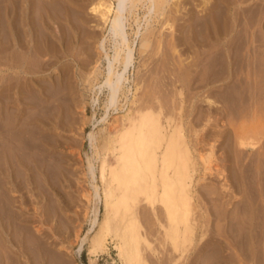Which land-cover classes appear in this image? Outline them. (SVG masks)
Here are the masks:
<instances>
[{
	"label": "rangeland",
	"instance_id": "374dc122",
	"mask_svg": "<svg viewBox=\"0 0 264 264\" xmlns=\"http://www.w3.org/2000/svg\"><path fill=\"white\" fill-rule=\"evenodd\" d=\"M25 1H27L25 4L31 9L39 5L42 7L45 4L51 10L52 17L55 16L56 18L61 15L59 17L61 19L57 17V20L54 19L52 21L54 23L50 24V32L53 34L56 31L54 35L57 33L55 35L57 36L56 42L58 40L61 41H59L60 43L57 42L59 45L56 42L54 44L58 49H61L64 45L67 49L73 48V50L68 52L70 55L65 56L66 59L59 53L60 58H58V61L52 58L51 55L49 57L47 55V57L45 55L35 56L33 57L35 62L33 61L32 63L34 73L29 74L30 77L29 75H21L23 78H14L13 81H11L13 78L8 77L7 79L6 77L3 82L4 84L0 82V104L2 105L0 106V110L2 111H0V121L3 122H0V125L7 124L0 128V136L4 137L6 135V129H8L9 125L13 124V121L17 123L15 124L17 126L15 130L17 131L14 130L15 132L13 131L12 136L10 135L9 137L13 140L16 136L13 143L20 148L19 152L23 154V161H25L23 164L27 165L25 169L15 167L11 172L13 173L14 183H17L15 192H11V189H9L10 185H3V189L7 187L5 190L0 188V212H2L0 216L4 217L8 213V195L12 193L13 200H15L14 209L18 211L17 213H21L19 215H21L23 224L30 226L29 228L27 225L26 227L23 225L26 229L20 230L22 236L28 235L26 237H29L31 234L36 235L35 230L33 231L35 229L34 226H38L36 219L42 216L44 221L42 231L49 237L48 242L58 243L69 248L68 251L64 249L59 250L57 255L61 254L59 256L66 258L68 260L67 264H89L87 252L89 240L93 236V233L98 230L99 223L102 221L104 215L103 203L100 197L96 199V202H98L97 212L96 216L93 217L94 201L92 199L89 202L91 197L86 199L84 198V194H82L88 192L92 198H95L96 194L95 183L88 174L89 162H94L97 167L98 146H100L101 140L107 135V130L113 127L112 123H114V120L121 117L130 106L132 95L131 93L126 94L127 99L121 96L116 106L107 109L105 105L107 90L102 89L101 92L93 90L91 92L90 82L85 81L89 77V69L94 67L98 57L103 55V50L98 48L99 40L104 36H108L109 28H107V24L105 26L101 24L102 26L98 28L96 22L98 19L90 11L91 6L100 0H77L80 7L68 3L69 0H63L65 2L58 0V4H66L64 6L68 5L67 8L71 10L81 11V13L79 11L76 15L74 14L75 18L72 16V13L70 14L72 17L68 14V17L73 18L75 22H73V19L72 22L69 21L70 19L66 20L67 22L62 21L65 20L62 19L63 10H57L52 6L54 5L52 2H57V0ZM28 1L33 5H28ZM104 1L112 3L114 10H116V0ZM204 1L170 0L169 3L171 5L167 6L165 14L159 18L154 16L147 28V33L148 31H152L151 34L148 33L152 37V41L149 40L151 42L146 50L139 47L141 39L139 36L135 38L134 35V32L137 30L136 23L134 22L135 17H138L139 20L142 19L141 25L143 31L141 30V33L146 28L145 19L142 18L146 13V3H143L141 0L138 6L133 9V13H126L128 39L130 41L136 40L133 65L126 74L129 77L127 87L129 86L132 90L136 83L140 82L141 88L136 97L141 99L146 105L151 103L156 108L159 105L163 106L164 116L172 114L178 119L179 109L183 106L181 121L184 124L187 140L196 161L191 205L192 219L195 221L196 229L195 241L188 252V261H181V263L264 264V0H207V4L209 3L207 6L204 4ZM45 2L50 5H46ZM25 4L22 3L23 7ZM73 7H77L78 9H74ZM42 8L40 9L41 12ZM34 10L36 12L38 8H34ZM33 12L30 10L33 33H36L37 39L39 36V41L41 42L44 38V31L41 32L43 28L40 25L42 24V20H37L39 19V15H37L39 12L37 14L34 13L36 14L35 16ZM56 12L59 13L56 14ZM93 15L96 19H92ZM76 16L80 17L81 23L78 22L79 20H77L78 17ZM211 17L213 18L211 19ZM55 20L59 23H56ZM68 22L71 23V26L73 25V28L77 31L74 33L77 35L72 32L74 29L72 30L71 26V28H66ZM38 25L41 26L39 30ZM51 25H53V28ZM169 25L172 26L170 27ZM56 27L65 34L57 31ZM68 31L74 34L77 39H74ZM90 32H92L93 38L85 36L87 34L90 35ZM60 33L64 36L61 37ZM66 34L69 35L67 36ZM69 39L73 43L75 42V46L73 43L70 45ZM106 48L108 52L111 51L108 50L110 43L107 42ZM110 54H112V51ZM46 58L50 59V61H56V70L52 71L53 69L50 70L47 66H44L46 61H49ZM217 60L220 61L217 62ZM39 62H43V65L39 64ZM247 64L248 66H245ZM240 66L241 68H239ZM35 67L38 69L34 70ZM106 67L107 63L100 60L99 71L101 73H97L95 76L91 75L93 84L103 82L102 71H105ZM68 68L72 71L70 69L69 71ZM259 69L261 71H258ZM148 70H152L151 73ZM65 71H68V74H65ZM65 75L68 78L71 76L72 80L74 79L72 81L69 78V82H73L72 84H74L71 85L70 90L66 85L67 81L64 82L66 80ZM56 76L58 77L56 78ZM26 79L32 85L29 96L35 98L33 95L35 90L43 91L41 93L43 94L42 97L44 95L48 96L45 97L46 105L41 100L40 104H42L40 106L39 102H36L27 95L28 92L23 96L25 91L18 93L22 95L17 96L16 82L24 83V81H27ZM58 80L63 83H60L59 88L57 87L59 84ZM31 81L36 86L38 84V86L34 87V83H31ZM11 82L13 89L9 91L6 84L11 85L9 84ZM51 83L55 85L54 88L50 86ZM61 87L63 88L61 89ZM51 88L53 89L52 92L50 91ZM4 90L5 92L3 93ZM238 91L241 98L237 93ZM131 92L134 93V90ZM14 94L17 99L14 97ZM241 94L243 95L241 96ZM25 96L28 98V101L27 99L25 101ZM19 97L20 99L22 97L23 101L22 99L18 100ZM11 101L12 104H10ZM23 102H27L28 104H24ZM237 102L243 103L241 105ZM4 106L5 110L3 109ZM13 106L15 109L22 108V111L24 110V115L21 114L19 116L20 118L23 115L22 118L20 120L18 118L19 123L13 119V112H11L12 109L15 110ZM19 106L22 107L20 108ZM28 107L31 109L29 110ZM26 111H28L29 115L26 114ZM9 113L12 115H9ZM252 114H254V117H252ZM8 116H11V120ZM250 116L255 119L253 120ZM35 118L39 119V121ZM29 119H32L34 122L29 127L35 126L39 129H29L25 124L26 122H30ZM34 119L39 124L40 122H44V125H39ZM249 121L251 122L250 124H248ZM242 122L243 124H241ZM240 126L241 129L239 130ZM249 126H251V131L248 128ZM242 128L244 132L245 129H248V131L244 133L241 131ZM14 133L16 134L15 136ZM93 135L97 150L90 141ZM25 143H28L30 147L28 146L27 148ZM41 143L45 144L46 152L39 150V147L40 149L43 147ZM211 150H213L210 159L212 169L208 171L204 169V164L199 159V154L206 156ZM30 154L33 155V158ZM31 159L39 161L40 166L43 165L42 168L40 167V173H35L32 170L33 163H31ZM28 168L30 171L27 170ZM26 171L27 176L25 175ZM3 191H6V193L4 194ZM53 206L55 207L54 215L46 214L45 209H50ZM159 211L160 209H158V217L162 221L164 215ZM51 215L53 216L48 217ZM93 218L95 219L94 222H92ZM139 219L145 235L147 234L146 236L149 238V241L154 247L158 248V257L161 258L164 264H167L168 258L172 255L169 254L170 251L168 249L170 248L168 246H165L167 247H164L165 249L159 247L160 245L158 244L161 241V237L158 236L161 234L158 233L159 229L156 228L158 227L157 222L147 206L142 205L139 207ZM92 226L93 230L89 232ZM201 235L204 236L199 241V238L202 237ZM244 238L245 241L243 240ZM82 239H84L83 242L81 241ZM248 239L250 240L248 241ZM240 241L243 243L241 244ZM81 245L83 248L80 251L79 246ZM2 248L0 249V251H3L0 252V264L2 262L3 264H16L15 259L21 261L20 264L22 262V264H55L54 259L45 256L42 260L34 251L31 252V257H34V260L30 257L31 260L29 261L26 256L21 255L19 251L21 248H13L12 255L15 258L11 255V252L5 250L6 248ZM47 248L51 252L53 250V253L56 252L54 245H48ZM16 250L17 252L19 251L20 256L16 255L18 254L15 252ZM200 251L202 252L201 254ZM6 252L10 254H6L8 256H5ZM147 257L150 259L151 256L147 254ZM4 258L9 261L12 260L11 263L7 262V260L5 261ZM155 263L163 264L159 258L151 257L149 264ZM94 264L120 263L116 256V251L109 245L108 253L98 257Z\"/></svg>",
	"mask_w": 264,
	"mask_h": 264
},
{
	"label": "bare ground",
	"instance_id": "6f19581e",
	"mask_svg": "<svg viewBox=\"0 0 264 264\" xmlns=\"http://www.w3.org/2000/svg\"><path fill=\"white\" fill-rule=\"evenodd\" d=\"M35 1H33V2H35ZM142 1H143V3L144 2L146 3V13L143 15L144 17L142 16V18L145 19L146 28H144L145 29L144 32L141 33V30L143 29L142 25H141L142 19L139 20L138 17H135L134 22L136 23L137 30L134 32V35H135V38H138V36H139L141 39L139 47H141V49L146 50L147 47L150 45V42L152 41L151 40L152 37H150V35H149L152 33V31L151 32L148 31V33H149L148 34L147 28L150 25V22L152 21L154 16L159 18L165 14V12L167 10L166 8L170 4L169 3L170 0H142ZM208 1L207 0L204 1V4L206 6L209 4V3L207 4ZM62 2H65V1L62 0ZM116 2H117L116 10H114L112 3H109V2L104 1V0L103 1L100 0L98 2L96 1V4L92 5L90 8L91 13H93L98 19V21H96L98 24V25L96 24L98 26V28H100L99 26H102V25L105 26L107 24V28H109V29H108V36L102 37L98 43V48L103 50V55L99 56L98 59L96 60V63H95L96 65L94 67L90 68V69H92V68L93 69L92 70L89 69V71H90L89 77L85 80L83 78L84 76L82 75L83 76L82 79L90 82L89 84L91 86V88H90L91 92L93 90H95L97 92H99V91L101 92L102 89L107 90V101L105 104L107 109L113 108L114 106H116L118 104L119 98L121 96H123L125 99H127L126 94H128V93H131L132 99L130 100V106L126 109L124 114L121 115V117H118L117 119H115L114 123H112L113 127H110L107 130L108 131L107 135L105 137L103 136L104 138L101 140L100 146H98V150L96 149L97 145L95 144V137H94V135L91 136V140H90L91 144L97 150V154H98V156H97L98 165L96 167L95 163L90 161L89 166H88V174H89L90 178L92 179V181L95 183L94 187L96 189V194H95V198H92V196H90L88 192H85L82 194H84V196H85L84 198H86V199L91 197V199H89V202H91L92 199L94 201V203H93L94 208H93V214H92L93 217L96 216V212H97L98 202H96V199L98 197H100L102 200V203H103L104 215H103L102 221L99 223L98 230L93 233V236L89 240L88 251H87L88 257H89L88 263L94 264L97 261L98 257H100L103 254H107L109 245H111V247L116 251V256H117L120 264H149L151 257H153V258L157 257L160 259V262L163 263L161 258L158 257V255H159L158 248L156 246L154 247V245L149 241V238L146 236L147 234L145 235L141 221L139 219V207L142 205H145L152 212V214L155 218V221L157 222L156 224L158 227H156V228L159 229L158 233L161 234L160 236H158V237H161L160 238L161 241L158 244V245H160L159 247L165 249V248H167L165 246H168V248H170V249H168L170 251L169 254H172V255L170 257L168 256L169 258L167 260V264H168V262H169V264H180L181 261H185L188 259V256H189L188 252L190 251V249H191V247L195 241V229H196L195 228V221L192 219V210H191V205H192V200H193L192 185H193V178H194V175L196 172V163H195L196 161L194 159L195 157L193 156V154L191 152L189 142L187 140V135L185 133L184 124L181 121V118H182L181 111H182L183 106L181 104L182 107L179 109L178 119L175 116H173L172 114L164 116L165 114L163 115V112H164L163 111L164 109L162 108L163 106H160L158 104L159 107L157 106L158 108H156L154 106V104H151V103L146 105L145 103L142 102L141 99H138L136 97L138 91L141 88L140 82L138 84L136 83L134 89H132V90H134V93L131 92L132 90L129 88V86L127 87V83L129 82V77H127L126 74H127L128 70L131 68V66L133 65V60H134L133 55H134V51H135L134 45H135L136 40L134 41L132 39L133 41H130L128 39L129 36H128V33L126 31L127 30L126 29V27H127L126 26V13H128V14L133 13V9L138 6V3L141 2V0H116ZM22 3L25 4V3H27V1H25V0H0V82H2V83L4 82L6 77H7V79H8V77L13 78V79H11V81H13L14 78L15 79H17V78L20 79V77L23 78V76H21V75L33 74L34 71H33V64L32 63L34 61L33 57H35V56L37 57L39 55H42V56L47 55L49 57L51 55L52 58H55V60L57 59V61H58V58H60L59 53H61V56L65 58V56L70 55V54H68V52L70 50H73V48H72L73 46L70 47L72 49H67L64 45L61 49L60 48L58 49L57 46H55V44L57 42H59L60 40H58L56 42L57 36H55V35H57V33L54 35V33L56 31L53 34L50 32L51 31L50 30V24L54 23L52 21H54V19H56L58 16L56 15L57 16L56 18H55V16L52 17V14H51L52 12L49 9V7H46L44 4L42 6L43 7L42 8V7H40L41 5L38 4L39 5V6L37 5L38 7H33V9H31L29 6H27L25 4L26 6L24 5V7H25L24 8ZM28 3H29V1H28ZM48 3H50V2H48ZM52 3H54V5H52L53 8H55L57 10H63V14L61 13L62 11L60 12V14L63 15L62 19H65V20H62V21H65V22H67L69 19H70L69 21L72 22L73 18H70V17H72V16L74 17V14L76 15V13H78L80 11V10H73V9L71 10L70 8H67L68 5L66 7L64 6L66 4H64V5H61V3L58 4V0H57V2H52ZM68 3H70V4L72 3L73 6L76 5V6L80 7L77 0H69ZM30 4H32V3H29L28 5H30ZM46 5H50V4L46 3ZM213 6H216V5H213ZM229 6H230V4H229ZM254 7H256V6H254ZM34 8H38L39 11L37 10L35 12L36 9L34 10ZM41 8L44 10V12H43V10H42V12L40 11ZM50 8H52V7L50 6ZM76 8H74V9H76ZM178 8H179V6H178ZM180 8H181V6H180ZM246 8H248V7H246ZM203 9H204V6H203ZM228 9H229V7H228ZM30 10H31V12L34 11L33 14L34 13L37 14V12H39V14H37V15H39V19H37V20H42V24H40V25L43 28L41 30V32L44 31V38H43L44 40L42 39L41 42L39 41V36L37 35L38 36V39H37V37L35 36L36 33L35 34L33 33L34 30H33L32 24H31L32 18L30 16V14H31ZM175 11H178V10H175ZM54 13H53V15H55ZM57 13H59V12H56V14ZM71 13H72V16H70ZM80 13H81V11H80ZM36 14H34V16ZM68 14L70 17H68ZM94 15H93L92 19H94V18L96 19V17H94ZM82 16H84V15H82ZM76 17H78V16H76ZM80 17H81V15H80ZM80 17H78V19H77V20H79L78 21L79 23H81ZM33 18H36V17H33ZM212 18L213 17H211V19ZM59 19H61V18H59ZM84 20H86V19H84ZM33 21H35V20H33ZM213 21H214V19H213ZM57 22L58 21H56V23ZM73 22H75L74 19H73ZM37 23L39 24V22H37ZM63 25H65V24H63ZM78 25H80V24H78ZM41 26L38 27V30H39V28L41 29ZM52 26L53 25H51V27ZM70 26H71V23L68 22L66 28L70 27ZM159 26H160V24H159ZM57 27H59V26H57ZM57 27H56V29H58ZM71 27L73 30L74 29L73 25ZM36 28H37V25H36ZM77 29H78V26H77ZM38 30H37V32H38ZM72 30L70 29V31H72ZM57 31H61V33L63 32L60 29H58ZM70 31H68V32H70ZM75 31L76 30L74 29V31H72V32L74 33ZM61 33H60V35H61ZM91 33L92 32H90V35H88V34L87 35L84 34V35L86 37L87 36L92 37L93 35ZM63 34H65V33L63 32ZM74 34L77 35L76 33H74ZM74 34H72L71 36L75 39L76 36H74ZM62 36H64V35H61V37ZM67 36H66V38H68ZM71 36H70V38H71ZM152 36H153V34H152ZM86 37H85V39L88 38V37L87 38ZM59 38H60V36H59ZM63 39H65V37H63ZM61 40H62V38H61ZM70 40L71 39H69V41ZM149 40H151V41H149ZM159 40H161V39H159ZM67 41H68V39H67ZM64 42H66V41H64ZM107 42L110 43V48L108 50H111L112 54H110L111 51L110 52L107 51V48H106ZM72 43L73 42L70 41V45H72ZM74 44H75V42L73 43V45ZM82 46H85V45H82ZM158 46H159V44H158ZM88 47H90V46L88 45ZM68 48H69V46H68ZM249 52H248V54L251 53V52L250 53ZM85 53H86V50H85ZM71 54H73V53L71 52ZM45 56H44V58H45ZM250 56H252V55H250ZM230 58H233V57H230ZM47 60H49V61H46V64L44 66H47L50 70L53 69L52 71L56 70L57 69V65L55 63L56 61H53V60L50 61V59H47ZM100 60L101 61L103 60L107 63V67L105 68V71H102L103 82H101L99 84H93L92 76H95L97 73H99V74L101 73V71H99ZM235 60H236V58H235ZM88 61H89V59H88ZM218 61H220V60H217V62ZM250 61H252V60H250ZM214 62H216V61H214ZM40 63L41 62H39V64ZM234 64H235V62H234ZM245 66H248V64ZM36 67H38V66H36ZM148 67L150 68V66H148ZM35 68H34V70L38 69V68H36V69ZM41 68H43V67H41ZM70 68H68V70ZM152 68H153V66H152ZM239 68H241V66ZM43 70H44V68H43ZM73 70H74V68H73ZM149 71L150 70H148V72ZM151 71H150V73H151ZM258 71H261V70L259 69ZM36 72L38 73V71H36ZM67 72L65 74H68ZM261 75H262V73H261ZM86 76H85V78H86ZM25 77H27V76H25ZM29 77H30V75H29ZM57 77L58 76H56V78ZM70 77L71 76H69V78ZM72 77H73V75H72ZM256 77H257V75H256ZM56 78H55V80H56ZM65 78H66V80L64 82L67 81L66 85L70 90L71 85H74V84H72L73 82L72 83L69 82V78L66 75H65ZM70 80H72V79L70 78ZM29 82H28V80L24 81V83H19V82L17 83L16 82L15 87L17 89L16 90L17 96L22 95V94H18L22 91H25L23 96L25 95V93L27 94V92H28L27 95L28 96L30 95L29 92H31V90H32L31 89L32 85ZM31 83H34V82L31 81ZM49 83H47V84L49 85ZM58 83H57L58 84L57 87L59 88L61 81L58 80ZM74 83H76V82L74 81ZM9 84H11V85H8V84H6V85H7V89L10 91L11 89H13L12 88L13 86H12V82ZM61 84H63V83H61ZM98 85H100V86H98ZM37 86H38V84H37ZM37 86L34 83V87H37ZM50 86L53 88L55 87V85L53 83H51ZM4 87L5 86H3V88ZM62 88L63 87H61V89ZM7 89H5V90H7ZM40 89H41V87H40ZM65 89H66V87H65ZM241 89H242V87H241ZM5 90L3 91V93L5 92ZM52 90L53 89L51 88L50 91L52 92ZM235 90H236V88H235ZM0 91H1V89H0ZM35 92H37V93L35 94ZM35 92L33 94L35 98H33L32 96H29V97L33 98L36 102H39V104H40L41 100H42V103H45V99H46L45 97H48V96L44 95V97H42L43 94H41V93H43V91H41V90H35ZM67 92H69V91L67 90ZM14 93H15V90H14ZM70 93H71V91H70ZM237 93L239 95V91ZM243 94H241V96ZM249 95H250V93H249ZM14 97H16L15 94H14ZM52 97H54V96H52ZM239 97H240V95H239ZM2 98H1V100H2ZM24 98H25V101H26V99L28 101V98H26V96ZM16 99H17V97H16ZM21 99H22V97H21ZM21 99L19 97L18 100H21ZM34 100H32V101H34ZM22 101H23V99H22ZM72 101H73V99H72ZM94 101H95V98H94ZM238 101H239V99H238ZM240 101H241V99H240ZM0 103H1V101H0ZM23 103L28 104L27 102H23ZM237 103L241 104L243 102H240V103L237 102ZM10 104H12V101ZM41 104H40V106H41ZM45 105H46V103H45ZM0 106H2V105L0 104ZM14 106H13V108L15 109ZM42 107H43V105H42ZM42 107H41V109H42ZM239 107H241V106L239 105ZM244 107H246V106H244ZM4 108H5V106L3 107V109ZM28 109L30 110L31 108L28 107ZM41 109L39 108V110H41ZM7 112H8V110H7ZM11 112H13L12 113L13 115L10 113H9V115H12L13 119L15 121L17 120L16 122H18V118L21 114L24 115V110L22 111V108L21 109L16 108L15 110L12 109ZM27 112L28 111H26V114H28ZM4 113H5V111H4ZM244 113H245V111H244ZM252 115H253L252 117H254V114H252ZM22 116L19 118V120L22 118ZM1 118H2V116H1ZM35 119H37V118H35ZM252 119L254 120L255 118H252ZM10 120H11V118H10ZM40 120H41V118H40ZM37 121H39V119H37ZM0 122H2V121H0ZM33 123L34 122L31 119L30 122H26L25 124L29 127L30 124L33 125ZM43 123L40 122L41 125ZM250 123L251 122L249 121L248 124H250ZM5 124H3V125H5ZM15 124H17V123H14V121H13V124L9 125L8 129H6V135H4V137L0 136V188L3 189V187H2L3 185H6V186L10 185L9 189H11L12 193L15 192L16 188H17V185H16L17 183L16 184L14 183L13 173H11L12 170H14L15 167H22L23 169L27 168V165L25 166L23 164V162H25V161H23V158H24L22 156L23 154L21 152H19L20 148H18L17 145H14V143H13L14 139L16 138V136H15L16 134L14 133L15 138L13 137L14 138L13 140H12V138L9 137L10 135L12 136L13 131L15 129H17L16 128L17 126ZM241 124H243V122ZM245 125H246V123H245ZM245 125H243V126H245ZM2 126L0 125V128ZM241 126H240L239 130L241 129ZM250 127L251 126L248 127L249 130L251 129ZM37 128L38 127H35V126L34 127L32 126V128L29 127V129H34V130ZM243 128L241 130L242 132H244ZM15 131H17V130H15ZM247 131H248V129L247 130L245 129V132H247ZM252 131H255V130H252ZM244 136H245V134H244ZM8 137H9V139H7ZM56 144H57V141H56ZM42 145H43V147H41V149L38 146L39 150L41 152H46L47 149H45V147H46V146H44L45 144L41 143V146ZM25 146H27V148H28L29 144L25 143ZM212 149H213V147H212ZM212 151L213 150H211V152L206 156L199 154V156H200L199 159L204 164V169L208 170V171H211V169H212L210 166L211 165L210 159L212 157ZM31 155L32 154H30V156ZM32 158H33V155H32ZM38 162L39 161L31 159V163H33L32 164V168H33L32 170H34L35 173H40L41 168L43 166V165L40 166L39 165L40 163H38ZM240 169H241V167H240ZM27 170H29V168ZM245 171H247V170H245ZM22 172H24V171H22ZM26 174H27V171H26L25 175ZM24 179H25V177H24ZM6 188L7 187H5L3 190H5ZM3 193L5 194L6 191L5 192L3 191ZM12 193L10 195H8V198H9V200L7 202L8 203L7 207L9 208V209H7L8 213L5 214L4 217L0 216V247L6 248L5 250L11 252V255L13 254V248H15V249L21 248V250L19 249L21 255L26 256L29 259V261L31 260L30 259L31 252L34 251L38 255V257H40V259H42V260L45 256H47V257L49 256V258L54 259L55 264H67L68 260L62 256H59L61 254L57 255L58 254L57 252L61 249L68 251L69 248H67L66 246L61 245V244L59 245L58 243L56 244L53 242H48L49 237L46 234H44V232L42 231L43 230L42 227H44L43 226L44 221L42 219V216H39V218H37L38 220L36 219V222H38V226H34V224L32 222V225L35 228V229H33V231L35 230L34 232L37 233L38 236H36L37 234L36 235L31 234L29 237H26L28 235L22 236L20 234V230H22V231L25 230L26 229L25 227L27 224L26 225L23 224V221L21 219V215H19L21 213H17L18 211H16L14 209L15 200H13L14 198L12 196ZM2 196H4V195H2ZM7 203H5V204H7ZM51 208L45 209L46 214H53L54 215L55 207L53 206ZM158 209H160L159 212L160 213L162 212V214L164 215V219H162V221L160 220L161 218L158 217ZM0 213H2V212H0ZM53 215L48 216V217H52ZM20 219H21V221H20ZM94 221H95V219L93 218L92 222H94ZM34 223H35V221H34ZM35 225H37V224H35ZM27 226L30 228L29 225H27ZM92 230H93V226L89 232H92ZM156 232H157V230H156ZM159 234H157V235H159ZM201 236L202 237L199 238V241L203 239L204 235H201ZM155 238H156V236H155ZM247 238H249V237H247ZM243 240L245 241V238ZM249 240L250 239H248V241ZM81 241L83 242L84 239H82ZM240 243H241V241H240ZM245 243H247V242H245ZM48 245H54V247H55L54 250H56V252L53 253V250L51 252L49 250V248H47ZM244 245H242V246H244ZM82 248H83L82 245L79 246L80 251ZM246 249H247V247H246ZM248 250H249V248H248ZM244 251H247V250H244ZM15 252H17V250ZM20 253H18L16 255H19ZM201 253L202 252L200 251V254ZM219 253H220V251H219ZM6 254H10V253H7V252L5 253V256H8ZM147 254H149L151 256L150 259H148ZM2 255H3V253H2ZM12 256H14V255H12ZM249 257H250V254H249ZM14 258H15V256H14ZM6 260H7V262L9 261L8 259H5V261ZM15 260H16L15 261L16 264H20L21 261H19L17 259H15ZM11 261H9V262L11 263ZM52 262H53V260H52ZM157 262H159V261H157ZM165 263H166V261H165ZM1 264H3V262ZM181 264H183V262Z\"/></svg>",
	"mask_w": 264,
	"mask_h": 264
}]
</instances>
